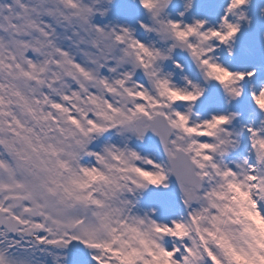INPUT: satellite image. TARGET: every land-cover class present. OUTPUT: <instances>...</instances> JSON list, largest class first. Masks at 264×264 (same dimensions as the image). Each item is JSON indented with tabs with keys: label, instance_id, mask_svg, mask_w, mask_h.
Returning <instances> with one entry per match:
<instances>
[{
	"label": "snow or ice",
	"instance_id": "1",
	"mask_svg": "<svg viewBox=\"0 0 264 264\" xmlns=\"http://www.w3.org/2000/svg\"><path fill=\"white\" fill-rule=\"evenodd\" d=\"M0 264H264V6L0 0Z\"/></svg>",
	"mask_w": 264,
	"mask_h": 264
}]
</instances>
